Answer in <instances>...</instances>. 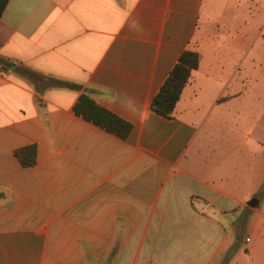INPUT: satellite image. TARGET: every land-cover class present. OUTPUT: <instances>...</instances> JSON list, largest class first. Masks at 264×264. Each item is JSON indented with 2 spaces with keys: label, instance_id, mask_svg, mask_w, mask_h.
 Listing matches in <instances>:
<instances>
[{
  "label": "crops",
  "instance_id": "crops-1",
  "mask_svg": "<svg viewBox=\"0 0 264 264\" xmlns=\"http://www.w3.org/2000/svg\"><path fill=\"white\" fill-rule=\"evenodd\" d=\"M263 29L264 0H9L0 264H264V129L237 121ZM188 48L199 66L165 119L150 102ZM86 91L125 138L74 113Z\"/></svg>",
  "mask_w": 264,
  "mask_h": 264
},
{
  "label": "trees",
  "instance_id": "trees-1",
  "mask_svg": "<svg viewBox=\"0 0 264 264\" xmlns=\"http://www.w3.org/2000/svg\"><path fill=\"white\" fill-rule=\"evenodd\" d=\"M8 1L9 0H0V18ZM199 62L200 54L196 50L188 48L180 54L176 63L171 68L166 79L150 102V109L154 113L165 119L174 118L177 102L179 101L184 88L192 79L194 71L199 66ZM0 64L4 65L8 63L0 59ZM11 65L15 66L13 64ZM23 70L27 72V77L35 85L38 84L40 80L46 79L32 70L25 68H23ZM49 82L51 84L46 87L79 88V85L75 83L58 79L49 80ZM73 111L76 115L81 116L85 120L100 126L120 138H125L132 128L130 123L98 105L92 98L90 91L82 92L80 94L78 100L73 106ZM36 154L37 150L36 145L34 144L18 148L14 151L15 157L24 167H30L36 163Z\"/></svg>",
  "mask_w": 264,
  "mask_h": 264
},
{
  "label": "rangeland",
  "instance_id": "rangeland-1",
  "mask_svg": "<svg viewBox=\"0 0 264 264\" xmlns=\"http://www.w3.org/2000/svg\"><path fill=\"white\" fill-rule=\"evenodd\" d=\"M254 49L256 63L253 71L252 89L249 92V97L247 96L249 101L246 103H249L246 107H243L237 121L240 125H250L254 123L256 129L261 133L264 129V29ZM23 72L27 75L26 71L23 70ZM251 72L252 69L249 70V74ZM230 120L232 124L236 122L234 119ZM262 193H264V186L262 188Z\"/></svg>",
  "mask_w": 264,
  "mask_h": 264
},
{
  "label": "water",
  "instance_id": "water-1",
  "mask_svg": "<svg viewBox=\"0 0 264 264\" xmlns=\"http://www.w3.org/2000/svg\"><path fill=\"white\" fill-rule=\"evenodd\" d=\"M258 204V199L257 198H252L250 201H248V205L254 207Z\"/></svg>",
  "mask_w": 264,
  "mask_h": 264
}]
</instances>
